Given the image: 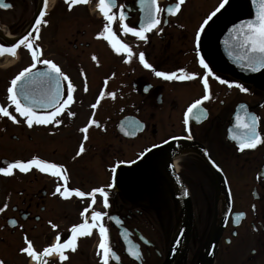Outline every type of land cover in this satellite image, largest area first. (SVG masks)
Returning <instances> with one entry per match:
<instances>
[{
	"label": "flooded vegetation",
	"instance_id": "obj_1",
	"mask_svg": "<svg viewBox=\"0 0 264 264\" xmlns=\"http://www.w3.org/2000/svg\"><path fill=\"white\" fill-rule=\"evenodd\" d=\"M3 2L12 7L0 8V46L13 47L30 31L35 37V20L45 12L34 46L41 60H52L61 68L74 90L73 100L56 118L59 123L29 128L8 100L7 89L33 63L31 53L21 45L16 56L0 55V106L19 121L0 115V167L39 158L62 166L67 177L35 167L27 173L14 169L10 176L0 174V261L40 264L21 252L25 237L43 253L58 235L64 243L74 225L86 218L91 223V213L99 211L106 214L102 222L119 257L109 264H165L190 209L188 231L170 264H264V143L241 151L239 141L232 139L242 132L236 128L241 105L259 117L257 132L264 139V69L225 66L210 40L218 21L245 13L244 0H227L206 25L224 0H184L175 14L168 9H175L179 0H156L155 7L162 9L160 23L145 34L146 40L122 29L127 24L139 30L144 23L141 0H115L110 27L131 48L130 60L126 51L117 53L108 40L98 38L108 24L99 0L71 9L66 0H47L46 8L45 0ZM121 11L124 20L119 18ZM201 26L204 31L199 33ZM49 34H54L58 58L48 52ZM140 53L151 69L140 63ZM201 56L208 69L199 63ZM46 70L40 63L34 69ZM155 71L194 78L168 81ZM67 84H61L65 98ZM205 95L210 97L201 105L205 115L185 124L188 107ZM46 111L51 109L38 112ZM126 118L130 123L119 129ZM85 127L86 133L81 131ZM124 130L129 132L125 135ZM81 145L84 152L77 155ZM57 187L86 194L104 188L109 207L99 194L92 204L87 195L62 197ZM85 208L89 211L82 215ZM99 243L96 228L90 236L78 238L75 252L65 251L67 260L61 261L58 253L41 259L44 264H102ZM130 247L138 249L140 259L129 254Z\"/></svg>",
	"mask_w": 264,
	"mask_h": 264
},
{
	"label": "snow or ice",
	"instance_id": "obj_2",
	"mask_svg": "<svg viewBox=\"0 0 264 264\" xmlns=\"http://www.w3.org/2000/svg\"><path fill=\"white\" fill-rule=\"evenodd\" d=\"M66 2L69 5V9H71V7L75 4L88 3V0H66ZM141 2L145 11L144 23L140 26L139 30H137L135 27H129L127 24H123L122 29L125 33H131L140 40H146L147 37L145 34L152 31V29L160 23L158 15L162 9L155 7L156 0H141ZM183 3L184 0H179V3L176 4L175 9L169 8L168 11L171 14H175L177 11H179L180 5ZM225 3H227V0H224V3H222L219 8H217L216 11L204 21L205 25L209 20L212 19L213 16L216 15V12H219L220 9L224 7ZM254 3L258 5V11L255 19L244 21L239 26H237L234 29V39L236 40V47L240 49L236 59L243 61V66L251 69L253 72H256L264 69V0H254ZM10 7H12L11 4L4 3L3 0H0V8ZM46 7L47 0H45V8ZM98 7L99 11L108 21V24L104 26L103 32L100 34V36H98V38L103 37L105 40H108L111 44V47L117 53L126 51L130 60L133 55L131 48L129 45L121 43L116 37L115 33L112 32L110 27L111 23L115 19V16L111 14L112 9L116 7L115 0H99ZM44 16L45 12H41L40 18L35 20L36 28L33 30L36 33L35 37H33V32L30 31L24 35L23 38H21L19 42L13 47L5 48L0 46V55L9 53L12 56H16V50L20 48L21 45H23L31 53V59L33 63L29 67H25L22 71H20L19 74L11 80L10 87L7 89L8 100L12 105L15 106V111L19 113L21 117H24L29 128H32L34 125H49L52 123H59L56 118L65 111L68 103L73 100L72 92L74 89L72 83L69 81L68 76L65 75V73L61 71V68L52 60H41V54L34 46L33 39H39V26L41 25ZM119 18L120 20L125 19L122 11ZM44 22L46 23V21ZM203 31L204 27L201 26L199 33H202ZM104 33H108L109 35H104ZM199 33L196 36L197 49L200 46ZM93 59L95 60L96 57L93 56ZM139 61L145 68H152V65L146 62L144 53L139 54ZM38 63L46 65L47 70L43 72L34 71V69L37 68ZM199 63L203 68L208 69V64L205 63L203 56L200 57ZM155 75L168 81L177 79L191 80L194 78V75H178L176 72L167 73L163 71H155ZM217 79H219V77H217ZM62 81H68L66 98L63 96L61 91ZM203 83L205 89L207 90L209 86L207 77L204 78ZM220 83L227 84L228 87L235 86L242 92L248 91V89L244 88L240 84L233 85L225 80H220ZM21 98L23 100L29 101V103H22ZM209 98V95H205L201 100H196L188 107L185 115V124H188L191 118H195L199 121L200 118L205 115V113L200 109L203 101L208 100ZM92 107L95 108L96 105L94 104ZM37 108H50L51 111L41 113L36 110ZM241 108L243 110V114L238 113L236 115V128L241 129L242 132L239 135L234 134L232 139L239 141L240 150L243 151L245 148H255L257 144L264 143V139H262L257 132V122L259 117L249 113L245 106L241 105ZM0 115L8 117L13 121V123H19L17 117L12 115L7 107L0 106ZM68 115L74 114L69 112ZM81 131L86 133L88 128L85 127ZM85 139H87V136H85ZM83 152L84 147L81 145L77 155H80ZM33 167L38 169L40 172L50 171L53 176L63 177L65 180L67 179L66 175H64L66 170L62 166L57 165L56 163L46 162L39 158H33L28 162L16 161L8 163L6 167H0V174L10 176L13 174L14 169H18L22 173H27ZM112 171L115 172L116 169L113 168ZM56 193H59V195L65 198H68L70 195L85 198L87 195L91 198L92 204H95L96 196L99 194L103 199L104 207H109V194L104 188H97L91 193L86 194L80 190H69L67 187H65L62 191L60 187H57ZM88 211L89 209L85 208L82 215L88 213ZM104 215L106 214L99 211H93L90 216L91 223L86 218L83 223L74 225L70 229V238H68L64 243H61L60 236L58 235L56 237V243L45 248L43 253H38L33 248L32 242L29 241L27 237H25L26 247L22 248L21 252L27 254V256L33 260L39 261L40 264H44V261L41 259L42 256L47 257L52 253H58L60 260L65 261L68 259V256L65 255V251L70 249L72 252H75L77 250L78 238L82 236H90L92 234V230L98 228L100 235V243L98 247L101 250V252L98 254L102 257V264H109L110 259L118 260L119 257L116 256L109 245L108 229L102 222ZM239 219L240 217L238 216L237 221H239ZM12 223L14 224L15 221ZM53 227L55 228L56 226L53 225ZM128 251L129 254L136 259H140V253L138 249L130 247ZM0 264H3V262L0 261Z\"/></svg>",
	"mask_w": 264,
	"mask_h": 264
},
{
	"label": "water",
	"instance_id": "obj_3",
	"mask_svg": "<svg viewBox=\"0 0 264 264\" xmlns=\"http://www.w3.org/2000/svg\"><path fill=\"white\" fill-rule=\"evenodd\" d=\"M244 4L246 6L245 13L236 14V15H230L222 20L218 21L217 24L212 29L210 40L212 48L214 49L217 57L223 62L225 66H228L232 69L239 67L240 69L247 68L244 65L243 61H239L236 59L237 54L240 52V49L236 47V40L234 39V29L239 26L242 22L247 20L255 19L257 11H258V5L254 3V0H244ZM28 33V32H27ZM62 91V87H61ZM21 102L24 104L29 103V101L23 100L21 98ZM48 109H41L37 108V111L41 110H49ZM130 119L126 118L120 123L119 129H124L126 125L130 123ZM142 130V127L140 128V131ZM125 132H129L128 130H124ZM126 135V134H125ZM130 136V133L127 134ZM170 143H167L164 148L168 147ZM190 209L189 213L185 215V220L183 222L180 236L178 240L175 242L173 248L170 251L169 257L165 264H170L172 261L173 256L176 254L177 247L179 243H181L182 239L184 238L185 232L188 231L189 224H190ZM121 235H123V232H121ZM202 264H208V262H203Z\"/></svg>",
	"mask_w": 264,
	"mask_h": 264
},
{
	"label": "rangeland",
	"instance_id": "obj_4",
	"mask_svg": "<svg viewBox=\"0 0 264 264\" xmlns=\"http://www.w3.org/2000/svg\"><path fill=\"white\" fill-rule=\"evenodd\" d=\"M242 1V0H241ZM8 19V16H7V18H6V20ZM71 28H67V30H70ZM53 37H54V34H49L48 35V52H53L55 55V57L54 58H58V52L57 51H59V49L57 48V42H53L52 40H53ZM67 44V41H64V44L62 45V47L61 48H63L65 45ZM61 51H63V50H61Z\"/></svg>",
	"mask_w": 264,
	"mask_h": 264
},
{
	"label": "bare ground",
	"instance_id": "obj_5",
	"mask_svg": "<svg viewBox=\"0 0 264 264\" xmlns=\"http://www.w3.org/2000/svg\"><path fill=\"white\" fill-rule=\"evenodd\" d=\"M8 62H9V63H8V64H6V67L10 66V62H11V61H8Z\"/></svg>",
	"mask_w": 264,
	"mask_h": 264
}]
</instances>
